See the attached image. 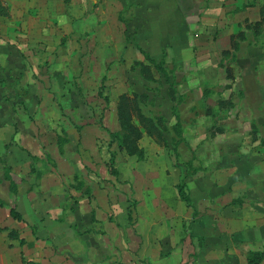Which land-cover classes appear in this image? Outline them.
Listing matches in <instances>:
<instances>
[{
  "label": "rangeland",
  "instance_id": "374dc122",
  "mask_svg": "<svg viewBox=\"0 0 264 264\" xmlns=\"http://www.w3.org/2000/svg\"><path fill=\"white\" fill-rule=\"evenodd\" d=\"M157 1L151 0L147 8L142 0L37 2L29 11L33 22L29 20L19 36H11L22 46V61L14 73L17 87L4 78L0 101L16 103L7 107L20 116L16 125L20 151L26 146L31 149L27 152L39 157L30 172L26 166L20 170V179L26 177L22 188L36 187L44 196L54 193L51 205L59 204L58 195L66 191L68 198L61 202L67 205L66 212H51V216L74 228L80 239L91 241V260L106 256L102 249L109 243L103 230L113 224L114 264H142L136 226L139 213L132 214L130 223L127 216L134 192H148L152 182L185 181L190 190L210 178L217 185L240 178L239 194L252 188L264 192V181L259 179L264 178V24L255 28L264 0H218L223 7L213 12L208 11V0H183L185 26L173 25L164 17L174 0H163L161 8ZM236 4L242 8L234 10ZM240 32L246 37L237 36ZM232 39L239 45L237 50L232 49ZM141 50L157 63L164 61L167 69L176 66L171 76L174 84L155 69L154 81L144 78L138 62L148 61ZM226 50L231 53L224 55ZM123 95L131 100L143 96L141 111L157 121L159 130L165 126L164 141L157 138V131L148 135L130 101L124 113L129 128L121 129ZM177 115L183 122L179 158L173 146ZM132 127L142 132L139 142ZM61 131L71 142L60 156L57 139ZM122 140L130 147L137 142L145 159L130 156ZM24 156L32 161L19 152V163L25 161ZM193 156L195 165L204 166L205 171L190 172L186 161ZM50 172L56 179L47 176L42 182L43 174ZM77 176L86 185L90 181L92 196L77 188ZM96 184L101 190L98 200L93 198ZM10 192L9 182L0 175V197L10 202ZM93 199L101 210H96ZM85 211L92 213L87 216ZM175 251L184 257L180 248L167 257L173 258ZM152 260L162 264L157 257Z\"/></svg>",
  "mask_w": 264,
  "mask_h": 264
},
{
  "label": "crops",
  "instance_id": "0c3cea01",
  "mask_svg": "<svg viewBox=\"0 0 264 264\" xmlns=\"http://www.w3.org/2000/svg\"><path fill=\"white\" fill-rule=\"evenodd\" d=\"M208 1L209 12L223 7L218 0L212 4L211 0ZM37 2L45 3L46 0H0V88L6 77L13 87H17L14 73L18 71L19 63L22 61L19 52L22 46L16 44L11 36H19L20 32L27 28L25 26L29 24V20L33 22V16L29 15V11ZM142 2L147 8L151 0ZM157 3L161 8L163 0L155 4ZM156 5L152 7L155 8ZM184 8L183 0H174L170 3V13L164 17L170 19L173 25L185 26L187 23ZM237 8H242V5L236 4L234 10ZM9 104L14 106L16 103L10 100ZM9 104L0 101V175L5 177V166L11 168L10 174L17 185V193L10 192L8 196L10 202L0 197V264H114L113 224H108V228L103 230L106 231L105 237L109 243L102 249L105 250L106 256L91 260L88 254L91 241L80 239L74 228L57 222V218L51 216V212L55 214L66 212L64 208L67 205L61 204L68 198L66 191L58 195L59 204L51 205L49 201L54 193L52 196L48 194L49 192L45 196L40 195L39 191H36L37 188L32 186L28 191L23 190L26 177L25 180L20 179V170H24L25 166L27 172L32 170L35 161L32 156L35 154L27 152L29 148L26 146L20 151L17 128L20 116L18 112L12 110L13 108L7 107ZM28 117L31 118L32 115ZM19 152L22 155L27 154L32 161H26L28 158L24 156L25 161L19 163L17 160ZM47 176L49 179L50 177L56 179L50 172L48 175L43 174L41 181L44 182ZM259 179L264 181V178ZM214 181L210 178L209 181L195 183L190 190L187 188L192 206L180 197L178 186L182 181L169 184L152 182L148 192L145 190L139 194L134 192L137 201L134 213H139L136 225L139 247L144 256L142 264H146L147 261L155 264L153 257H157V262L162 264H185V261L190 264H249L246 258L248 252L264 253V196L261 193L263 191L252 188L251 191L239 194L240 189L237 185L242 183L240 178L228 179L219 185ZM87 183L91 187L90 181ZM100 191L99 185L96 184L93 198L100 199L97 194ZM224 196L230 198L224 200ZM221 199L225 201L224 204H219L222 202ZM96 200L92 201L98 211L101 209L95 204ZM2 202H6L7 205H2ZM81 203L84 204L83 201ZM51 206H54L55 210ZM11 208L16 209L24 220H15L11 216ZM130 211L131 207L128 208L129 223ZM195 211L198 212V216L194 215ZM85 212L87 216L92 213ZM131 231L129 227L127 232ZM128 235L130 237V234ZM128 244L129 240L125 246ZM179 248L185 252L184 257L176 251L171 255L173 258L167 257L171 251ZM123 262L125 263L124 260ZM260 264H264V259Z\"/></svg>",
  "mask_w": 264,
  "mask_h": 264
},
{
  "label": "trees",
  "instance_id": "16d2710c",
  "mask_svg": "<svg viewBox=\"0 0 264 264\" xmlns=\"http://www.w3.org/2000/svg\"><path fill=\"white\" fill-rule=\"evenodd\" d=\"M261 16H262L261 20L255 23V28H259V27L263 26V24H264V8L261 10ZM237 36H240V38H245L246 34L244 32H240V33H238ZM238 48H239V45L237 43L233 42V39H232V49L233 50H237ZM141 52H143V54L146 57V60L148 61L147 63L146 62L145 63L144 62H138V66H140L141 73L144 76V78H146L149 81H154L155 77H154V74H153V69H155L159 73L163 74L166 77V79H167V81L169 83L174 84V81H172L171 76L176 72V70H177L176 66L174 68H172V69H167V67L165 66V62L164 61H161L160 63H157L154 59H152L150 57V55L146 54L142 50H141ZM230 53H231L230 50L224 51V55H228ZM174 93H175V91L171 87L170 94H171L172 97H175ZM142 97H139L138 95H135L134 98L131 100L126 95L122 96L121 105L120 106L125 105V108H120L119 109L121 129L122 128L123 129L129 128L128 124L126 123L127 118H125L124 113L127 112V105H128V102L130 101V103L133 104L132 105L133 106V110H135L136 115L138 116L140 122L146 124L145 128H146V131L148 132V135L154 136L155 134L153 133V131L154 132L157 131L158 132L157 138L159 137L160 140L164 141L165 136L163 135L164 134L163 131L165 129V126H164V128L162 130H159V125L157 124V121L145 116L142 113L141 107H140V102L142 101ZM219 104H220V106H222L224 104V102L220 101ZM124 109H125V111H124ZM175 129H176V132H177V134H176L177 138L173 139V146H174L175 155H176L177 158H179L180 155H181V153L179 151L180 144H181V142L183 140V122L181 120V117L178 116V115H177V123L175 125ZM132 130L134 131L133 133L136 136L137 142H139L138 140H140V138L142 137L141 130L140 129L138 130L135 127L134 128L132 127ZM113 135L115 137V136L118 135V133H111L112 137H113ZM70 142H71L70 137L65 131H61L58 134V148H59V151H60V153L62 155L66 154V146ZM137 142H135V146H133V147H130L129 144H126V145H129V146H124V144L127 143V142H123V140L121 141V144H122V146L125 147V150L127 151V153L130 156H137L140 160H144L145 159L144 150L140 149L139 144H137ZM32 158L35 161L39 159L38 157H35V156H32ZM47 159L49 160L50 163L52 161V163L55 164V162L52 160L51 156H48ZM195 161H196V159H195L194 156L190 160L186 161L190 172L191 173H197L198 171H205V168L202 165H195V163H194ZM107 166L109 167V169H110L112 174L118 176V174H119L118 171L116 170V168H114L113 165L110 164V162H107ZM10 173H11V168L8 167V166L7 167L5 166V179L10 182L11 191L13 193H17V185H16V183H15V181H14V179L11 176ZM76 179L78 180L77 188L79 190L85 189V193L88 196H92V190H91L90 186L86 185V183L83 180H81V178H79L78 176H77ZM178 191H179L181 199L184 200L189 206H192L191 197H190V194H189V192L187 190V185H186L185 181H182L179 184ZM1 204L2 205H7L6 202H2ZM136 207H137V201L134 200L132 202V207H131V211H130V220L132 218V214L136 210ZM194 215L198 216V212L195 211ZM11 216L15 220H18V221L24 220L23 216L19 212H17V210L14 209V208H11ZM246 258H247V261H248L249 264H260L263 261V259H264V253L263 252H248L246 254Z\"/></svg>",
  "mask_w": 264,
  "mask_h": 264
}]
</instances>
